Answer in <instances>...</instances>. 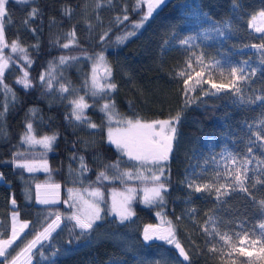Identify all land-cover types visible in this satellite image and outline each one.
I'll return each mask as SVG.
<instances>
[{"label":"trees","instance_id":"obj_1","mask_svg":"<svg viewBox=\"0 0 264 264\" xmlns=\"http://www.w3.org/2000/svg\"><path fill=\"white\" fill-rule=\"evenodd\" d=\"M5 7L2 54L9 68L0 83V239L10 237L15 210L29 227L0 264L11 262L57 214L62 225L35 250L32 264H154L153 254L162 245L149 244L144 231L159 218L170 222L187 254L182 264H241L227 251L218 252L220 247L215 251L210 229L234 247L262 235L264 37L250 23L264 11V0H167L140 28L136 25L147 12L144 0H6ZM192 28L222 36L179 46ZM101 55L114 89L90 85V67ZM194 63L215 68V79L202 73L196 84ZM233 68L243 79L233 77ZM25 71L29 87L18 83ZM189 76L192 90L186 96ZM213 83L225 87L217 91ZM81 97L87 107L77 120L73 102ZM104 105L125 120L175 122L172 150L159 166L161 204L147 206L137 192L128 205L134 215L123 222L110 211L111 196L135 184L101 176L113 166L130 169L107 142ZM28 136L55 139L45 147ZM40 161L48 164V173L18 166ZM237 175L243 188L234 181ZM50 184L61 186L63 203L28 201L27 191ZM86 190L103 192L102 219L82 233L68 219L78 208L70 206L68 194ZM169 255L180 259V250Z\"/></svg>","mask_w":264,"mask_h":264},{"label":"snow or ice","instance_id":"obj_2","mask_svg":"<svg viewBox=\"0 0 264 264\" xmlns=\"http://www.w3.org/2000/svg\"><path fill=\"white\" fill-rule=\"evenodd\" d=\"M144 2H146L147 4V12L142 19L143 21H147V19L152 15L154 9L158 7L159 4L163 2V0H144ZM5 5H6V0H0V17H4L6 15ZM34 14H35V10H33V15ZM125 19H127V17H125ZM252 19H253V23L251 26L254 27L257 32H264V26L258 27L255 23L257 17L254 16ZM259 20H260V24L264 25V11H261L259 13ZM141 26L142 24H137L136 28H139ZM132 34L134 33H129L128 35H132ZM71 35L74 37L75 33H72ZM0 45L7 46L6 44H4V33H3L2 25H0ZM68 46H69L68 44L64 45L65 48H67ZM260 47L264 48V44L260 45ZM17 48L18 45L15 42H13L12 44L13 51H16ZM20 51H24V50L20 49ZM99 59L101 62H103L104 58L101 55ZM64 60L65 58L62 57L61 62L63 63ZM7 67H8V59L0 55V83L3 82V74ZM106 71L110 74V70L106 69ZM231 71L233 77H235L236 79H243L242 75L236 76L237 70L235 68H233ZM181 75H184V73H181ZM196 75L198 77V79L196 80V84H199L201 82L199 77L202 76V73H197ZM27 77H28V73L25 71L24 78L18 81V83H22L24 84L25 87H29L30 81H28ZM41 79L43 80V77H41ZM191 79L192 77L189 76L184 81L186 85L185 88L186 96L188 91L192 90L187 87L189 80ZM93 86L99 87L95 75L93 76ZM107 87L114 89L116 86L114 84H109L107 85ZM211 87L215 88L217 91H220L225 87V85L213 83ZM233 87H235V85H233ZM64 90L66 91L67 89ZM235 90L237 92L240 91L239 88H236ZM73 103L75 105L74 114L76 116V119L80 120L83 109L86 108L87 105L83 103L82 97L80 98L79 101H74ZM107 108L108 105H105V109ZM77 112H79L80 114H77ZM126 123L128 127L123 132L118 131L116 133H113L111 130L109 131V139L112 143H114L117 146L118 149H120L130 159L140 161L142 164H149V163L156 164L160 161H166L168 159V154L172 150L173 140L175 138V131H176L171 120H158L147 123L142 122L140 120H136V121L129 120ZM90 126L96 127L95 124H91ZM28 129L29 131H31L32 129L31 124L28 125ZM26 139L35 143H42L44 144L45 147H49L51 141L54 140L55 137H45L39 141H35L34 138L30 136L26 137ZM249 151H251V149H249ZM18 166L27 168L28 171L34 170L33 166L27 163ZM161 174H162V170H161ZM125 175H128L130 177L129 173H125ZM101 176L104 177L105 179L107 178L104 173H101ZM152 179L153 181L158 182L160 177L153 175ZM234 181L237 182L241 188L244 187L243 180L241 179L240 175L235 176ZM53 187L58 188L59 186L56 185ZM37 189H38L37 201L39 203L48 204L55 202L54 199H49L47 194L43 198L40 196L39 185H37ZM163 189H164V185L161 183H156L152 188H146L144 190L145 203H151L157 198L162 199L161 193ZM201 190L202 189L200 187L196 188L197 192ZM129 191H133V190H129ZM217 192H219V189H217ZM92 195L97 198H102V194L99 191L94 192ZM130 200H131V196L124 197L122 200L119 201L115 198V194L113 196V203L110 211L115 213L119 217L121 222L130 219L131 216L134 215V213L131 211L130 207L128 206ZM13 203H15V201H13ZM70 206L76 208L75 204ZM101 211L102 210L99 206L98 200L86 201L81 198L80 206L77 208L75 212L72 213L71 216L68 217V219L74 221L75 222L74 227L81 229L82 233H87L93 229V226L96 223V221L102 219ZM16 221H17V217L16 214H14L11 236L8 239H0V257H5L8 254V249L18 239H20L21 234L24 233V230L29 227L27 222L17 224ZM60 221H61V216L57 214L56 218L51 222V224L48 225L47 228L44 229L43 233L38 234L35 237V239L28 242V244L23 249H21V251L17 254V256L12 259L11 264H31V252L33 247H35L37 243H40L42 239H48L49 236L51 235V232L54 231L57 227H59ZM260 227L261 229H264V224H261ZM149 229H152L151 225L145 228V232H144L145 240L151 239L152 235H156L159 239L167 240L168 243H173L175 240L170 222H169V227L167 229H152L151 234L149 232ZM176 247L180 250V255L183 256L185 260H187L188 256L178 242L176 243ZM261 252L264 253V248L261 249Z\"/></svg>","mask_w":264,"mask_h":264},{"label":"rangeland","instance_id":"obj_3","mask_svg":"<svg viewBox=\"0 0 264 264\" xmlns=\"http://www.w3.org/2000/svg\"><path fill=\"white\" fill-rule=\"evenodd\" d=\"M165 1H167V0H163V2L160 3L159 6L154 9L153 13L158 11L162 7V5L165 3ZM151 17L152 16H150L147 20H149ZM256 17H257V20L255 21L256 25L258 27L264 26V25L260 24L259 14H257ZM2 18L3 17H0V19H2ZM252 23H253V19L250 23V29L255 34L264 37V32H257L255 30V28L251 26ZM138 24H142V26H143L145 24V21L139 22ZM0 25H2L1 21H0ZM2 27H3V25H2ZM3 33H4V30H3ZM221 36H222L221 31L217 32V31H213V30H204L202 28H192V29H189L184 34V36H181V38L178 41V45L184 46V47H190V46H193L195 44V42H197V41L212 42L214 40L219 39ZM4 44H6L5 43V36H4ZM4 48H5V46L0 45V49H2V50H0V55H2V56H3L2 51ZM8 68H9V66L5 69L4 72H6V70ZM106 69L107 68H105L104 62H101L99 58L96 61H94L93 64L91 65L88 79H89L90 85L93 89L99 90V91H106L107 89L108 90L111 89V88L107 87V85L110 84V74L106 73L104 77L100 76V72L102 70L106 71ZM214 69L215 68H213V67H211L210 69H207L205 66L199 65L198 63L192 64V70L194 73L201 72L204 75H206L208 77V79L211 81L213 79H215V77L211 75L213 73ZM94 75L96 77V80L98 81L99 87L93 86V76ZM103 112L106 114L107 124H108L107 142L109 144H111L121 155H123L127 159L128 163L130 164V169H128V170H126V169L121 170L120 168L115 167V166L108 168V172L105 173V175L107 177L106 180H109V181L120 180L123 183L135 184V186L127 187V189L125 190L124 193H122V195H119V196L115 195V198L119 201V200H122L124 197L131 196V200H133L135 198L137 192H139L141 194L143 203L145 205H147V206H158V205H160L162 202V199H160V198L155 199L151 203H145L144 190L146 188H152L156 183H161V181L163 180V171L161 174L162 168L159 166H161V164L164 163L165 161H160L156 164H152V163L142 164L140 161L130 159L126 154H124L120 149H118L117 146L114 143H112L109 139V131L110 130L113 133H116L118 131L123 132L128 127L126 122L129 120H125V119H121V118L117 117L113 113V111H111L109 106L107 109H105V107H103ZM172 123H173V126L175 127V122H172ZM23 164H25V163H23ZM27 164L32 165L33 169H34L33 171H28V169L25 168L29 173H36V172L48 173L49 172L48 164H46L45 162L40 161L38 163L32 162V163H27ZM125 173H129L130 177L128 175H125ZM153 175L160 177L158 182L153 181V179H152ZM188 184L191 185L190 183H188ZM56 185H58L59 187L54 188L53 186H56ZM39 186H40V189H39L40 196L43 198L47 194L48 198L54 199L55 202L48 203V204L39 203L37 201V192H38L37 186L31 191H29V192L27 191L28 201H32L33 203H36L38 205H43V206L59 205V204L63 203L62 189H61V186L59 184L39 185ZM129 190H133V191H129ZM96 191H98V190H86L84 192L83 191H81V192L73 191V195L70 194V192L68 195L70 196V198H72V202L74 204H76L77 207L80 206V201L82 198L83 200H86V201L98 200L99 206L101 208L104 194L100 190L99 192L102 194V198H97V197L92 195ZM113 194L111 196L112 197L111 203H113V196H114ZM161 195H162V193H161ZM11 205L14 209L16 208V204L13 203V201H12ZM14 214H16V217H17V221H16L17 224L27 222V221L23 220L21 218L20 214L15 210L11 213L12 226H13V215ZM160 219L161 218H159V220H158V222H159L158 225L153 226L152 229H167L169 227V225L167 223L161 221ZM98 221H96V223ZM50 224H51V222H50ZM263 224H264V222H263ZM48 225L45 228H47ZM61 225H62V220L59 223V227H57L54 231L51 232V235L49 236L48 239H42L40 243H37L35 245V247H33L32 252H31V264H32V255L35 252V250L37 248H39L43 243L49 241L51 239V237L58 231V229L61 227ZM27 229L28 228H26L24 230V233L27 231ZM44 229L41 233L44 232ZM152 229H149L150 234L152 233ZM261 230H262V235H263V236L261 235V238H259L258 240H251L249 242L243 241L242 245L240 247L235 246L236 248L233 245H229V242L224 237L220 236L214 227L212 229H210V233H211V238H212V244H213L216 252L218 251V249L220 247L218 252L221 251V253H224L225 251H227L229 254L232 255L235 262L239 261L241 264H264V253L261 252V249L264 248V229H261ZM11 233H12V227H11ZM24 233H22L21 236ZM41 233H39V234H41ZM173 234L175 237L174 231H173ZM10 236H11V234H10ZM18 240L11 247H13L18 242ZM146 241L149 244L157 243V244L162 245L160 247V249H157V251L153 254V256H154L153 263L154 264H182L180 262V260L182 261V260H184V258L181 255H180V259H179L178 255H169V250H171V249L178 251V248L176 247V243H177L176 238H175L173 243H168L167 240H162V239H159L156 235H152V238L149 240H146ZM217 247H218V249H217ZM9 249H8V251H9ZM162 249H164L165 251ZM222 250L223 251L225 250V251L222 252ZM3 258L4 257H0V260H2ZM6 264H11V262H7Z\"/></svg>","mask_w":264,"mask_h":264},{"label":"water","instance_id":"obj_4","mask_svg":"<svg viewBox=\"0 0 264 264\" xmlns=\"http://www.w3.org/2000/svg\"><path fill=\"white\" fill-rule=\"evenodd\" d=\"M105 74H106V73H105V71H104V70H102V71L100 72V76H101V77H104V76H105Z\"/></svg>","mask_w":264,"mask_h":264}]
</instances>
